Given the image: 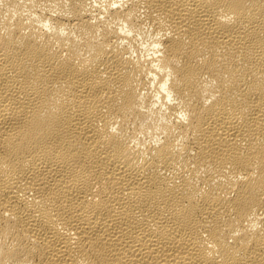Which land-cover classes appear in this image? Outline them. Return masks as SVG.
Returning a JSON list of instances; mask_svg holds the SVG:
<instances>
[{
  "label": "bare ground",
  "instance_id": "6f19581e",
  "mask_svg": "<svg viewBox=\"0 0 264 264\" xmlns=\"http://www.w3.org/2000/svg\"><path fill=\"white\" fill-rule=\"evenodd\" d=\"M0 264H264V0H0Z\"/></svg>",
  "mask_w": 264,
  "mask_h": 264
}]
</instances>
